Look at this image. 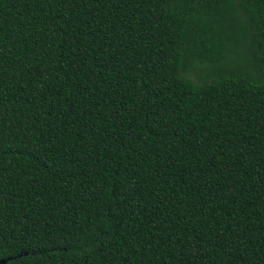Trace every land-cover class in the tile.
I'll use <instances>...</instances> for the list:
<instances>
[{
  "label": "trees",
  "instance_id": "1",
  "mask_svg": "<svg viewBox=\"0 0 264 264\" xmlns=\"http://www.w3.org/2000/svg\"><path fill=\"white\" fill-rule=\"evenodd\" d=\"M4 258L264 264V0H0Z\"/></svg>",
  "mask_w": 264,
  "mask_h": 264
},
{
  "label": "water",
  "instance_id": "2",
  "mask_svg": "<svg viewBox=\"0 0 264 264\" xmlns=\"http://www.w3.org/2000/svg\"><path fill=\"white\" fill-rule=\"evenodd\" d=\"M8 260V258L0 259V263H5Z\"/></svg>",
  "mask_w": 264,
  "mask_h": 264
},
{
  "label": "rangeland",
  "instance_id": "3",
  "mask_svg": "<svg viewBox=\"0 0 264 264\" xmlns=\"http://www.w3.org/2000/svg\"><path fill=\"white\" fill-rule=\"evenodd\" d=\"M202 36L204 37V35L201 34V37H202ZM205 38H206V36H205Z\"/></svg>",
  "mask_w": 264,
  "mask_h": 264
}]
</instances>
